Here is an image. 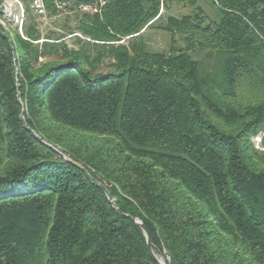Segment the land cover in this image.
Returning a JSON list of instances; mask_svg holds the SVG:
<instances>
[{"label": "trees", "instance_id": "trees-1", "mask_svg": "<svg viewBox=\"0 0 264 264\" xmlns=\"http://www.w3.org/2000/svg\"><path fill=\"white\" fill-rule=\"evenodd\" d=\"M29 1L21 34L0 23V264H159L136 218L165 264H264V0H176L167 52L142 31L172 0L54 38Z\"/></svg>", "mask_w": 264, "mask_h": 264}, {"label": "rangeland", "instance_id": "rangeland-1", "mask_svg": "<svg viewBox=\"0 0 264 264\" xmlns=\"http://www.w3.org/2000/svg\"><path fill=\"white\" fill-rule=\"evenodd\" d=\"M9 1L11 2L12 9L10 11L7 10L6 12H0V23L6 29H17L21 34L22 27L20 26L21 14L19 5L14 0ZM21 2L25 6L23 0H21ZM199 5L203 8L206 14L215 16L214 13L216 12V6L212 0H199ZM192 9L193 8L190 6L186 4L184 5L182 2H178L176 0L169 2L168 6H166L163 10L162 18L153 26H150L145 31H142V39L146 42L148 48L152 51L167 52L171 43V33L164 29L167 18L171 15L179 17L183 14L191 12ZM30 14L33 15L31 12ZM78 17L80 16L75 13L62 12L59 14L49 15L45 19L37 17H35V19L39 24L43 37L54 38L56 35H63L67 32L68 28L75 27L78 23ZM66 42L71 48H79L81 46V43H78V39L76 37L70 38V36H68L66 38ZM178 42L183 45V42L180 39ZM107 70H109L108 61L100 64L98 67L99 72H106ZM263 141L264 130L252 138V142L257 149H263Z\"/></svg>", "mask_w": 264, "mask_h": 264}, {"label": "built area", "instance_id": "built-area-1", "mask_svg": "<svg viewBox=\"0 0 264 264\" xmlns=\"http://www.w3.org/2000/svg\"><path fill=\"white\" fill-rule=\"evenodd\" d=\"M20 8L21 27L25 16V6L21 0H14ZM218 3V0H213ZM110 0H31L30 8L37 18L45 19L48 17V5H51L58 12L68 13H88L91 15L102 14ZM3 7V9H2ZM9 0H0V12L11 10Z\"/></svg>", "mask_w": 264, "mask_h": 264}, {"label": "water", "instance_id": "water-1", "mask_svg": "<svg viewBox=\"0 0 264 264\" xmlns=\"http://www.w3.org/2000/svg\"><path fill=\"white\" fill-rule=\"evenodd\" d=\"M2 9H3V7H2ZM3 34H4V36L7 37V35H6L5 33H3ZM21 121L23 122V124L28 128V130L31 131V133H32V134H33L38 140H41V141L43 140L42 137H41L40 135H38L33 129H31V128L27 125V122H26V120H25V115H24V113L21 115ZM65 157H66V156H65ZM80 167L84 170V172L87 174V176H88V177H89L94 183H96L98 186H100V187L104 190V192L107 194L109 200H110L111 202H114V198L111 196V194H110V192H109L108 185L104 184V183H103L102 181H100V180L95 179V178L90 174L89 170H88L86 167H84V166H82V165H80ZM114 205H115V206L117 207V209L119 210L118 206H117L115 203H114ZM135 221H136V223H137V224H138V225L144 230V232H145V235H146V238H147V244H148V247H149V250H150L151 255H152L154 258H156V259L158 260L159 264H165V261L163 260V258L157 256L156 253L154 252L153 247H152V242H151V238H150L149 232H148L147 228L145 227V225L143 224L142 220L136 218Z\"/></svg>", "mask_w": 264, "mask_h": 264}]
</instances>
